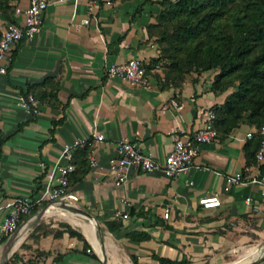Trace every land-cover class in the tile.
<instances>
[{
    "label": "crops",
    "instance_id": "1",
    "mask_svg": "<svg viewBox=\"0 0 264 264\" xmlns=\"http://www.w3.org/2000/svg\"><path fill=\"white\" fill-rule=\"evenodd\" d=\"M156 1L100 0L90 10L86 1L51 0L33 38L11 51L0 74V224L5 202L37 199L46 170L65 144L78 141L83 143L73 150L69 183L77 201L71 205L89 212L97 231L70 209L54 206L27 230L21 224L27 217L20 222L10 255L17 253L29 264H165L161 258L182 264H264V186L229 185L224 179L225 174L264 171V146L254 125L239 121L226 132L220 128L212 142L198 145L192 166L172 178L132 170L125 182H115L121 140L162 161L176 136L199 129L204 113L233 91L211 90L216 71L186 78L178 87L159 84L160 68L147 70L138 85L105 75L109 64L133 58L148 64L159 56L147 32ZM28 2H16V24L23 22ZM85 18L89 21L82 24ZM6 24L0 16V28ZM44 82L35 93L48 94L56 83V98L34 99L24 108L22 100L32 96L27 87ZM93 130L103 139L94 140ZM212 192L219 194L220 206L204 208L199 199ZM57 214L83 238L60 228Z\"/></svg>",
    "mask_w": 264,
    "mask_h": 264
},
{
    "label": "trees",
    "instance_id": "2",
    "mask_svg": "<svg viewBox=\"0 0 264 264\" xmlns=\"http://www.w3.org/2000/svg\"><path fill=\"white\" fill-rule=\"evenodd\" d=\"M17 1L0 0V16L8 23L16 24L13 15ZM155 3L158 5L156 23L148 25L147 32L151 37L160 31L155 40L159 56L145 64L146 71L160 68L165 74L159 77V84L174 87L185 80L177 81L183 60L199 75L216 71L212 91L223 92L234 86L222 104L211 108L216 116L217 135L220 128L226 132L239 121L260 129L264 121V0H159ZM139 11L141 7L137 8ZM171 73H175L174 78H170ZM45 83L28 86L26 94L38 100L55 99L56 83L51 84L48 94L35 93ZM72 172L68 175L69 183ZM38 209L34 207L32 213ZM27 216L22 215L20 222ZM107 226L112 230V224ZM67 229L69 235L83 238L70 227ZM6 238L7 235L0 238V243ZM20 261V256L13 253L9 264H29V261ZM159 262L182 264L162 258Z\"/></svg>",
    "mask_w": 264,
    "mask_h": 264
},
{
    "label": "built area",
    "instance_id": "3",
    "mask_svg": "<svg viewBox=\"0 0 264 264\" xmlns=\"http://www.w3.org/2000/svg\"><path fill=\"white\" fill-rule=\"evenodd\" d=\"M74 3L86 1L89 9L97 7L100 0H72ZM51 0H29L27 6L22 9L23 22L18 24L8 23L0 28V74H4L7 69V62L10 59L11 51L23 39H32L34 34L40 29L44 12L50 5ZM19 9H16L18 12ZM88 19L81 21L87 24ZM107 77H116L127 81L131 85H138L145 82L146 68L140 59H129L119 64H109L105 68ZM26 101L22 100V106L29 108L35 104L32 97L27 96ZM215 112L208 109L204 113L202 126L190 135L176 136L173 143L172 151L162 160L157 161L153 157L143 153L138 147L126 139L121 140L117 144L116 157L114 159L113 168L116 171V184L125 182L130 171H141L144 173L160 172L166 177L172 178L181 172L188 170L193 163L194 157L197 155L198 145L212 142L217 131L214 126ZM262 138L261 147L264 146V121L259 129ZM92 137L94 140L103 139L101 134L93 130ZM252 133H247V138H251ZM83 142L75 141L72 144H65L59 154L55 164H53L45 172V184L41 195L35 200L14 198L5 202L3 208L7 210L6 216L3 218L0 228L4 235H10L15 232L20 224L22 215L30 216L33 214L34 207L40 206L44 202L61 201L72 203L77 200L69 191L68 175L73 171L72 163L73 150ZM256 158L258 161L262 159V150L260 149ZM224 179L229 185H249L261 184L264 186V171L258 172L254 176H244L241 173L225 174ZM199 204L204 208H213L220 206V198L217 192H212L207 196L199 199ZM27 216V217H28ZM117 216H125L117 213ZM168 216V210H165L164 217Z\"/></svg>",
    "mask_w": 264,
    "mask_h": 264
},
{
    "label": "water",
    "instance_id": "4",
    "mask_svg": "<svg viewBox=\"0 0 264 264\" xmlns=\"http://www.w3.org/2000/svg\"><path fill=\"white\" fill-rule=\"evenodd\" d=\"M77 200L72 201L73 204L75 203ZM66 202H61V201H53V202H48L47 204H45L44 206H42L40 208V210H38L37 212L31 214L30 216H28L24 222H22V226H25V230H27L28 228H31L33 225H35L43 216H45V214L48 212V210L50 208H52L53 206H58L60 208H64L67 209L68 207L71 208L70 205L65 204ZM75 205V204H73ZM78 207V206H77ZM79 211L81 212L82 215H84L85 218H87L90 222H92L94 224V228L95 230L97 229V221L96 219L86 210L78 207ZM21 224H19V227L21 226ZM18 229L13 232L12 234H10L7 239L4 241L2 248H1V258H0V264H4L5 261L8 259V257L10 256V253H8V251L10 250L12 244L20 237L18 235ZM97 231V230H96ZM98 234V233H97ZM103 250L101 249V255H102V263L104 262V257H103Z\"/></svg>",
    "mask_w": 264,
    "mask_h": 264
},
{
    "label": "rangeland",
    "instance_id": "5",
    "mask_svg": "<svg viewBox=\"0 0 264 264\" xmlns=\"http://www.w3.org/2000/svg\"><path fill=\"white\" fill-rule=\"evenodd\" d=\"M157 12H158V9H157V11H156V13L153 15V23H151V24H155L156 23V14H157ZM150 25V24H149ZM156 33V32H155ZM154 33V35H152L151 36V38H153V40L155 41V40H157V38H159V35H160V31L158 32V33H156L155 34ZM156 42V41H155ZM157 43V42H156ZM184 62V63H183ZM183 62H182V65L178 68V75L180 76L179 78H178V80L177 81H179V79H186V78H189V77H193V78H195L196 77V75L197 74H199V73H197L195 70H193V68H190V67H188V65L186 64V61H184L183 60ZM157 74V78L159 79V77L160 76H164V74L165 73H163L162 71H161V73L160 72H157L156 73ZM170 75H173V76H170V78H174L175 77V73H171ZM231 88L232 89H234V86L233 87H230V88H228L229 90H231ZM57 216V222H58V225H59V227L61 228H63L64 226L67 228V227H69V225L67 224V218L66 217H64L63 215H60V214H57L56 215ZM75 218H77V219H79V217H75ZM58 219L60 220V221H58ZM67 221V222H66ZM66 222V223H65ZM87 223H89V222H87ZM72 224V226L74 227V228H77V230H81V227L80 226H78V225H76V224H73V223H71ZM57 231H59L58 229H57ZM60 232V231H59ZM17 249V248H16ZM15 249V250H16ZM11 256L12 255H10L9 257H8V259L5 261V263L4 264H9V261H10V258H11Z\"/></svg>",
    "mask_w": 264,
    "mask_h": 264
},
{
    "label": "bare ground",
    "instance_id": "6",
    "mask_svg": "<svg viewBox=\"0 0 264 264\" xmlns=\"http://www.w3.org/2000/svg\"><path fill=\"white\" fill-rule=\"evenodd\" d=\"M65 204L71 206V208L68 207L67 209H70V210H71L72 212H74L76 215H78L79 217H81V218L84 219L85 221H88L89 223H91L92 225H94V224H93L92 222H90L87 218H85L84 215L81 214V212L79 211V209H77L76 207H74V206L71 205L70 203H65ZM53 207H54V206H53ZM49 211H50V209L48 210V212H49ZM14 243H15V242H14ZM14 243L12 244V246H11L10 250L8 251V253L11 252ZM17 246H18V245H17ZM17 246H16V247H17ZM16 247H15V248H16Z\"/></svg>",
    "mask_w": 264,
    "mask_h": 264
}]
</instances>
